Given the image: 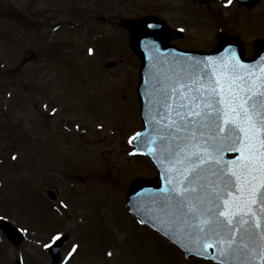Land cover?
I'll return each instance as SVG.
<instances>
[{"label":"rangeland","instance_id":"1","mask_svg":"<svg viewBox=\"0 0 264 264\" xmlns=\"http://www.w3.org/2000/svg\"><path fill=\"white\" fill-rule=\"evenodd\" d=\"M148 14L188 49L225 31L249 57L264 37V0H0V219L23 235L13 244L0 229V264H219L185 259L125 204L133 178L155 175L131 143L139 60L123 25Z\"/></svg>","mask_w":264,"mask_h":264},{"label":"water","instance_id":"2","mask_svg":"<svg viewBox=\"0 0 264 264\" xmlns=\"http://www.w3.org/2000/svg\"><path fill=\"white\" fill-rule=\"evenodd\" d=\"M123 25L140 61L143 127L133 146L157 168L128 185L127 207L186 258L264 264V38L245 57L225 32L205 52L170 43L182 32L154 15ZM0 228L13 244L22 240L10 222ZM63 239L48 246L53 262Z\"/></svg>","mask_w":264,"mask_h":264}]
</instances>
